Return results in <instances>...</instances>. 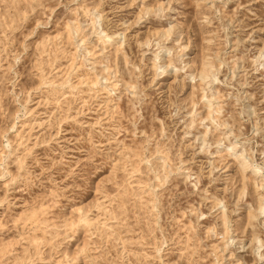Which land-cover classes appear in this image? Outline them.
Segmentation results:
<instances>
[{"label": "rangeland", "instance_id": "374dc122", "mask_svg": "<svg viewBox=\"0 0 264 264\" xmlns=\"http://www.w3.org/2000/svg\"><path fill=\"white\" fill-rule=\"evenodd\" d=\"M0 264H264V0H0Z\"/></svg>", "mask_w": 264, "mask_h": 264}, {"label": "bare ground", "instance_id": "6f19581e", "mask_svg": "<svg viewBox=\"0 0 264 264\" xmlns=\"http://www.w3.org/2000/svg\"><path fill=\"white\" fill-rule=\"evenodd\" d=\"M205 78V77H204ZM240 165V164H239Z\"/></svg>", "mask_w": 264, "mask_h": 264}]
</instances>
